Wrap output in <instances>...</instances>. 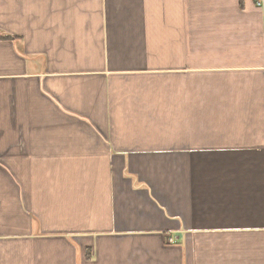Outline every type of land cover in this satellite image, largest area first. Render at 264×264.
Returning a JSON list of instances; mask_svg holds the SVG:
<instances>
[{
  "label": "crops",
  "instance_id": "crops-1",
  "mask_svg": "<svg viewBox=\"0 0 264 264\" xmlns=\"http://www.w3.org/2000/svg\"><path fill=\"white\" fill-rule=\"evenodd\" d=\"M0 264H264V3L0 0Z\"/></svg>",
  "mask_w": 264,
  "mask_h": 264
},
{
  "label": "built area",
  "instance_id": "built-area-1",
  "mask_svg": "<svg viewBox=\"0 0 264 264\" xmlns=\"http://www.w3.org/2000/svg\"><path fill=\"white\" fill-rule=\"evenodd\" d=\"M255 1V3H256V5L257 6H262L263 5V3H264V0H254ZM174 241V239L173 238H168V242H170V243H172Z\"/></svg>",
  "mask_w": 264,
  "mask_h": 264
}]
</instances>
